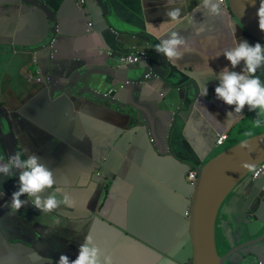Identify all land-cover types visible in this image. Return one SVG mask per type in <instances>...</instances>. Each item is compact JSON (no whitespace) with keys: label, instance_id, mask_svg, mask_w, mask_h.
<instances>
[{"label":"crops","instance_id":"0c3cea01","mask_svg":"<svg viewBox=\"0 0 264 264\" xmlns=\"http://www.w3.org/2000/svg\"><path fill=\"white\" fill-rule=\"evenodd\" d=\"M38 1L0 0V264H190L187 174L264 132V43L226 0ZM132 45L151 64L116 68ZM263 176L229 196L220 253L264 212ZM250 247L231 261L264 264Z\"/></svg>","mask_w":264,"mask_h":264},{"label":"water","instance_id":"95a60500","mask_svg":"<svg viewBox=\"0 0 264 264\" xmlns=\"http://www.w3.org/2000/svg\"><path fill=\"white\" fill-rule=\"evenodd\" d=\"M226 1L241 28L250 37L264 43V13L259 0ZM49 42L50 40L46 45ZM153 70L152 67L149 71L162 78ZM168 74L169 72L166 76ZM262 161H264V133L251 135L224 148L196 168L197 178L193 184L188 217L192 244L190 264H224V262L235 264L231 261L233 254H238L239 262L256 263L259 260L256 255L259 252L254 251L250 246L264 241V212L255 217L241 212L233 216L234 243L226 237L229 248L224 253H218L215 241L217 221L222 216L221 212L225 211L226 205L230 203L229 196L247 180H251V174L248 173ZM252 231L261 234L250 238Z\"/></svg>","mask_w":264,"mask_h":264},{"label":"clouds","instance_id":"9594fccd","mask_svg":"<svg viewBox=\"0 0 264 264\" xmlns=\"http://www.w3.org/2000/svg\"><path fill=\"white\" fill-rule=\"evenodd\" d=\"M220 1V0H219ZM221 2V1H220ZM223 2H225V0L223 1ZM227 2V1H226ZM83 3H84V1L83 0H79V2H77V3H75L76 4V6H77V8L79 9V10H82V8H83ZM259 3H260V0H259ZM261 5V4H260ZM261 9H262V11H263V13H264V10H263V8H262V6H261ZM86 32H91L92 31V29H93V26H92V24L89 22V21H87L86 20ZM255 39V38H254ZM255 40H257V39H255ZM259 41V40H258ZM51 42H53V40L51 39L50 40V42L48 43V44H50ZM261 42V41H260ZM263 43V42H262ZM47 44V45H48ZM46 46V45H45ZM139 46V45H138ZM138 46H136V45H132L129 49H128V51H126L125 53H122V54H119L118 55V57L115 59V62H116V64H115V66H116V68H119V67H121V66H128V65H134L135 63H125V62H121V59L122 58H125V57H127V56H129L130 54H131V52H132V49L134 48V47H136L139 51H142V52H145V53H147V55H148V60L146 61V60H143V61H140V62H138V63H147L146 65H149L150 64V60H151V56H150V54L147 52V51H144V50H142V49H140ZM104 52H105V55H106V58L107 59H110V58H112L113 56H114V53L113 52H110V51H105L104 50ZM152 77H155V79H158V76L157 75H154L152 72H150V71H148L147 73H145L144 74V79H143V81L141 82V84H143V85H145L147 82H148V80L149 79H151ZM39 80H41L40 79V77H39ZM127 81H129L128 79L127 80H125V81H122V82H118V83H116V85H114L113 87H111V89L108 91V92H106V93H104L103 95H101L100 94V96L102 97V98H107V100L109 99V98H112L113 96H114V93H116V91H118V90H120V89H124L125 88V83L127 82ZM130 83L132 84V82L130 81ZM143 85H141V86H143ZM262 133H264V132H262ZM221 135H226V138L223 140V142L222 143H218V138H219V135H217V140H216V142H217V144H223L224 142H225V140L227 139V137H228V134L227 133H222ZM227 148V147H226ZM262 162H264V161H262ZM262 162H260L259 164H261ZM258 164V165H259ZM257 165V166H258ZM256 166V167H257ZM255 167V168H256ZM255 168H253L248 174H251V177H250V179L253 181V180H255V179H257V178H259L260 176H262V174H264V172L262 173V174H260L257 178H253L252 177V172H253V170L255 169ZM191 171H195L196 172V174H197V171H196V169H192V170H190L189 172H188V174H187V177H188V179H189V181H190V183L191 184H194L195 183V180L194 181H192V180H190V178H189V173L191 172ZM96 175H99L98 173H96ZM196 178H197V175H196ZM260 235V234H259ZM256 236H258V235H256ZM256 236H254V237H256ZM254 237H250V238H254ZM249 238V239H250ZM260 242V241H259ZM253 244H255V243H253ZM253 244H251V245H253ZM215 245H216V243H215ZM217 248V247H216ZM217 251H218V249H217ZM218 253L220 254V252L218 251ZM227 263V262H226ZM260 263V262H259Z\"/></svg>","mask_w":264,"mask_h":264},{"label":"built area","instance_id":"2783aa9c","mask_svg":"<svg viewBox=\"0 0 264 264\" xmlns=\"http://www.w3.org/2000/svg\"><path fill=\"white\" fill-rule=\"evenodd\" d=\"M221 2H223L224 0H220ZM148 55L145 52L139 51L136 47H134L132 49V52L129 56L122 58L121 62H125V63H138L140 61L143 60H148ZM226 138V135H219L218 138V143H222L223 140ZM264 172V162H262L261 164H259L252 172V177L253 178H257L260 174H262ZM196 172L195 171H191L189 173V178L190 180L194 181L196 179Z\"/></svg>","mask_w":264,"mask_h":264},{"label":"rangeland","instance_id":"374dc122","mask_svg":"<svg viewBox=\"0 0 264 264\" xmlns=\"http://www.w3.org/2000/svg\"><path fill=\"white\" fill-rule=\"evenodd\" d=\"M130 85H131L130 80L127 81V82L125 83V87L130 86ZM224 147L226 148V146H221V147L219 148V150L222 151V150L224 149ZM227 147H228V146H227ZM221 238H222V237H221ZM216 241H217V238H216ZM216 241H215V243H216ZM216 246H217V244H216ZM217 249H218V248H217ZM219 249H220V247H219ZM225 264H228V262L225 263Z\"/></svg>","mask_w":264,"mask_h":264},{"label":"flooded vegetation","instance_id":"af4514ba","mask_svg":"<svg viewBox=\"0 0 264 264\" xmlns=\"http://www.w3.org/2000/svg\"><path fill=\"white\" fill-rule=\"evenodd\" d=\"M220 254H222V253H220ZM226 262H224V264H225Z\"/></svg>","mask_w":264,"mask_h":264}]
</instances>
